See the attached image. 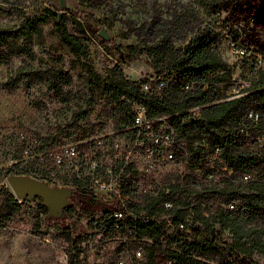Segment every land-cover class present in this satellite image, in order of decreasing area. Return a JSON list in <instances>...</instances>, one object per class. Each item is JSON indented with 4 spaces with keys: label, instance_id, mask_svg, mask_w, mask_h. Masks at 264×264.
Listing matches in <instances>:
<instances>
[{
    "label": "trees",
    "instance_id": "obj_1",
    "mask_svg": "<svg viewBox=\"0 0 264 264\" xmlns=\"http://www.w3.org/2000/svg\"><path fill=\"white\" fill-rule=\"evenodd\" d=\"M250 1L239 0V5L249 6ZM50 13L53 11L45 8L27 15L18 24H0V64L10 55L32 53L26 43L33 38L43 40L42 24ZM57 18L59 38L81 61L91 80L99 82L103 94L117 109V128L132 123L126 112L127 102L122 99L125 96L141 102L150 118L168 116L177 136L185 138L189 163L185 170L169 173L158 187L157 194L148 200L128 203L138 214L144 210L147 215H156L158 218L140 216L134 220L127 216L125 222H121L122 230L129 221L137 223L138 231L133 235L135 239L147 237V261L144 264H151L157 255L171 260V264H263L255 255L264 256V138L262 144L259 141L264 136V68L244 94L221 97L211 87L229 79L231 67L217 50L218 33L214 23L207 21L199 24L179 46L168 32H164L155 43L141 47L135 44L128 46V55L133 59H139L141 53L146 52L148 65L156 75L168 69V74L172 76L161 92H143L140 88L142 79L129 78L119 65L109 67L104 74L98 73L89 62L85 30L81 28V32H72L67 27L65 17ZM227 28H230L228 34L233 33V40L237 41L239 32L231 29L232 26L223 30ZM52 59L53 64L45 68L32 64L19 65L4 85L11 88L20 82L33 83L44 79L48 90L68 100L69 94L63 86L71 81L72 76L64 68L60 56H53ZM187 83H193L194 87L185 89ZM204 83L209 84L208 89L202 87ZM251 111L253 116H250ZM88 114V108H79L72 114L70 125L79 124ZM255 115H258L257 119ZM38 142V150L52 146L47 142ZM21 150L12 151V157L18 160L12 163L9 171L28 174L39 170L33 162L20 167ZM216 156L219 166L227 165L236 173H253L255 177L244 183H234L229 179L220 182L207 179V172H213L209 164L211 161L216 163ZM200 165L206 169L202 175L206 181L201 185L198 183L200 187H196L195 170ZM0 174H3L1 169ZM191 174L194 175L193 181H189ZM74 191L65 207L66 211L76 208L90 213L101 211L99 226L102 225L104 235L112 234L116 221L112 213L117 206L98 201L81 183ZM200 192L227 194L229 200L225 204L207 205L196 200V194ZM233 201L237 202L235 208L225 206ZM167 202L172 206H167ZM39 204L34 231L40 227L39 214H48L41 199ZM20 209L21 203L15 194L1 187L0 224L11 221ZM64 214L63 211L60 215L46 218L58 221ZM163 214L169 217L161 218ZM179 222H184L187 229L175 228ZM225 231H229V234ZM62 235L71 245L70 262L78 264L76 259L80 253L82 236H73L69 226L64 227Z\"/></svg>",
    "mask_w": 264,
    "mask_h": 264
},
{
    "label": "rangeland",
    "instance_id": "obj_2",
    "mask_svg": "<svg viewBox=\"0 0 264 264\" xmlns=\"http://www.w3.org/2000/svg\"><path fill=\"white\" fill-rule=\"evenodd\" d=\"M45 8L55 14L50 13L42 24L43 40L33 38L26 43L31 47V54L10 55L0 64L2 173L14 174L9 171L15 161L12 151L21 150L22 132L29 139L49 145L97 137L108 140L123 138L120 128L116 127L117 109L105 97L99 82L91 80L81 61L59 38L57 16L65 17L72 32H81V28L85 30L89 62L100 74L113 65H119L131 79L152 76L156 72L149 67L146 52H142L139 59H133L128 55V46L155 43L164 32L171 33L179 46L199 24L207 21L214 23L218 33L217 50L231 67V77L226 81L244 77L255 80L262 69L257 55H264V0H251L246 7H240L239 0H65L64 6L59 0H0V24H18L27 15ZM227 26L243 29V35L237 41L248 55L243 63H239L238 57L232 53L230 42L234 35L225 34L223 29ZM102 28L109 34L107 39L98 35ZM53 56L62 58L64 68L72 76L71 81L63 86L69 94L68 100L48 90L44 79L33 83L20 82L11 88L4 85L19 65L45 68L53 64ZM168 73L167 69L157 75L165 76L170 82L172 76ZM81 107L89 109L88 116L79 124L70 125L72 114ZM181 169V163H165L158 176L163 180L169 173ZM1 177L0 174V180ZM193 178L191 174L189 181ZM195 181L196 187H200L206 180L202 175H195ZM6 187L11 189L9 184ZM196 195V200L207 205L225 204L229 200L227 194L200 192ZM40 199L39 196L24 199L20 211L8 223L10 228L3 231L2 264H75L69 260L71 245L62 235L65 226L71 228L73 236H82L76 259L78 264H118L119 259H124L126 264H144L147 261V237L135 239L129 234L104 235L102 225L99 226L101 211L90 213L81 208L73 211L64 208L65 214L58 221L47 219L41 212L40 227L34 231ZM138 249L142 252L140 256ZM255 258L264 264V256L256 254ZM167 261L157 255L151 264H169Z\"/></svg>",
    "mask_w": 264,
    "mask_h": 264
},
{
    "label": "built area",
    "instance_id": "obj_3",
    "mask_svg": "<svg viewBox=\"0 0 264 264\" xmlns=\"http://www.w3.org/2000/svg\"><path fill=\"white\" fill-rule=\"evenodd\" d=\"M231 29L239 32L238 41L243 35L242 27L232 26ZM229 30L230 28H227L223 31L228 35ZM237 41L232 40L230 47L232 53L238 57L239 63H243L248 55L246 49L240 46ZM257 61L260 64L259 66L264 68L263 54L258 53ZM253 83V78L244 77L216 83L211 88L221 97L230 98L244 94ZM167 84L168 82L163 75L153 74L141 80L140 88L143 92L152 90L161 92ZM193 87V83H187L184 86L185 89ZM202 87L208 89L209 84L204 83ZM122 99L126 100L128 105L126 112L132 119L131 124L121 125L119 130L123 135L122 139L88 138L38 150V140L29 139L22 132L20 133L22 142L21 157L19 158L21 161L20 167L28 162H33L34 165L39 167V170H33L28 174H17L15 173L17 170H14L13 173L15 175H30L47 182L49 185L71 187L73 190L81 183L98 201L106 205L117 206L112 213L116 219L113 232L115 235H135L138 231L137 223L129 221L125 223L124 229H121V222H125L127 216L134 220L140 216L145 218L149 216L152 218L158 217L147 215L144 210L138 214L128 203L148 200L150 196L157 194L158 187L163 184V180L158 175L161 166L165 163H181V170L184 171L186 165L189 164L188 149L185 138L177 136L168 116L150 118L147 116L145 106L141 102L125 96ZM250 116H253L252 111ZM257 117L258 115L254 116L255 119ZM263 138L264 136L259 138L260 144H262ZM214 159H217L216 163L214 161L209 164L213 172H207V179L217 182L229 179L234 183H244L255 177L253 173H236L227 165L219 166L217 156ZM17 160L15 159L14 162ZM205 172L206 169L202 165L195 170L197 175H203ZM9 175L12 174H2L0 188H7ZM15 196L21 205L23 200L27 199L26 197ZM236 204L237 202L233 201L225 206L233 209ZM166 205L172 206L169 202ZM160 217L165 218L162 215ZM8 223L0 224V264H2L3 231L10 228ZM175 228L187 229L184 222H179L175 225ZM225 232L229 234V231ZM140 249L137 250L138 256L142 253ZM167 262L171 264L172 261L168 260ZM118 264H126V262L124 259H119Z\"/></svg>",
    "mask_w": 264,
    "mask_h": 264
},
{
    "label": "water",
    "instance_id": "obj_4",
    "mask_svg": "<svg viewBox=\"0 0 264 264\" xmlns=\"http://www.w3.org/2000/svg\"><path fill=\"white\" fill-rule=\"evenodd\" d=\"M61 5H65V0H59ZM98 35L103 39L109 37L106 29L98 31ZM8 182L11 191L22 198H33L39 196L42 205L48 209L47 216L60 215L68 204L69 198L75 193L71 187H55L47 182L32 177L30 175H9Z\"/></svg>",
    "mask_w": 264,
    "mask_h": 264
}]
</instances>
